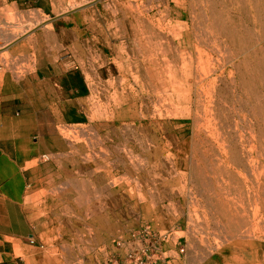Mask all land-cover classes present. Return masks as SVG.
I'll return each mask as SVG.
<instances>
[{"label":"rangeland","instance_id":"374dc122","mask_svg":"<svg viewBox=\"0 0 264 264\" xmlns=\"http://www.w3.org/2000/svg\"><path fill=\"white\" fill-rule=\"evenodd\" d=\"M213 11L233 33L228 50L220 43L227 37L210 25ZM0 17V68L21 75L29 53H72L91 93L86 116L61 130L65 145L47 156L51 170L29 198L39 235L28 250H16L19 264H243L241 247L224 241L208 204L223 183L237 182L241 192L225 188L223 196L251 219L256 197H264L257 193V182L264 181V146L257 137V123L264 125V0H0ZM244 61L251 82L234 93L230 76L243 81ZM149 70L160 76L156 86L145 85ZM163 100L178 116L164 110ZM245 102L252 109L261 104L255 115L263 121ZM223 149L229 165L221 164ZM225 166L244 177L227 178Z\"/></svg>","mask_w":264,"mask_h":264},{"label":"crops","instance_id":"0c3cea01","mask_svg":"<svg viewBox=\"0 0 264 264\" xmlns=\"http://www.w3.org/2000/svg\"><path fill=\"white\" fill-rule=\"evenodd\" d=\"M23 63L21 75L0 68V264H19L16 250L39 235L27 203L51 170L43 156L61 153V130L86 116L91 95L72 53H29Z\"/></svg>","mask_w":264,"mask_h":264},{"label":"bare ground","instance_id":"6f19581e","mask_svg":"<svg viewBox=\"0 0 264 264\" xmlns=\"http://www.w3.org/2000/svg\"><path fill=\"white\" fill-rule=\"evenodd\" d=\"M152 2V1H151ZM173 2V1H172ZM171 2V3H172ZM129 3V2H128ZM131 3V2H130ZM129 3V4H130ZM141 4V3H140ZM132 5H134V4H132ZM143 5V4H142ZM141 5V6H142ZM149 5V4H148ZM145 6V5H144ZM132 7V6H131ZM172 7V6H171ZM136 8V7H135ZM150 8V7H149ZM159 8V7H158ZM137 9V8H136ZM146 9V8H145ZM147 10V9H146ZM173 10V9H172ZM140 15V14H139ZM156 15V14H155ZM180 16V15H179ZM153 17V16H152ZM155 17V16H154ZM153 17V18H154ZM162 17V16H161ZM183 17V16H182ZM191 17V16H190ZM3 18V17H2ZM2 18L0 17V19L2 20ZM168 18V17H167ZM3 19H5V18H3ZM161 19V18H160ZM163 19V18H162ZM207 19V18H206ZM38 21V20H37ZM178 21V20H177ZM210 25H212V27L213 28H215V31L219 34V35H223L224 37H227V40L224 42V44H226V45H224L222 42H220L221 43V45H223L222 47L225 49V50H228V49H230L229 47L231 46V45H233V43H234V40H233V33H232V31H231V29L229 30L228 28H227V26H226V20H225V18L223 17V15L222 14H216L214 11L212 12V14H211V18H210ZM39 23V22H38ZM165 23V22H164ZM167 24H168V22H166ZM178 23V22H177ZM186 23V22H185ZM127 24V23H126ZM180 24H182V23H180ZM184 24V23H183ZM194 24V23H193ZM166 25V24H165ZM128 26V25H127ZM167 26V25H166ZM174 26V25H173ZM166 28V27H165ZM12 30V29H11ZM129 30V29H128ZM124 31V30H123ZM174 30H172V32H173ZM177 32V31H176ZM178 34V33H177ZM197 34V33H196ZM11 37L14 35V34H9ZM135 35V34H134ZM179 35V34H178ZM175 36V35H174ZM15 37V36H14ZM17 38V37H16ZM175 38V37H174ZM206 38V37H205ZM10 39V38H9ZM163 41V40H162ZM161 41V42H162ZM216 42H218V41H216ZM141 43V42H140ZM162 43H164V42H162ZM179 43V42H178ZM180 44V43H179ZM209 44V43H208ZM144 46V45H143ZM156 46H157V44H156ZM161 46H162V44H161ZM216 46V45H215ZM163 47V46H162ZM161 47V48H162ZM139 48V47H138ZM147 48V47H146ZM151 48H152V46H151ZM185 48V47H184ZM217 48V47H216ZM155 49V48H154ZM159 49V48H158ZM214 49V48H213ZM139 50V49H138ZM150 50H152V49H150ZM157 50V49H156ZM162 50H164V49H162ZM161 50V51H162ZM198 51L199 50H201V49H197ZM196 50V51H197ZM209 50H211V49H209ZM145 52V51H144ZM157 52V51H156ZM160 52V51H159ZM152 53V52H151ZM165 53V52H164ZM221 53V52H220ZM219 53V54H220ZM146 54V53H145ZM167 54V53H166ZM185 54V53H184ZM217 54V53H216ZM226 54V53H225ZM141 55V54H140ZM143 55V54H142ZM157 55V54H156ZM155 55V56H156ZM165 55V54H164ZM222 55V54H221ZM189 56V55H188ZM197 56H198V54H197ZM213 56V55H212ZM146 57H148V55H146ZM170 57V56H169ZM224 57V56H223ZM144 58V57H143ZM157 58V57H156ZM186 58V57H185ZM201 58V57H200ZM166 58H164L163 59V61L165 60ZM184 59V58H183ZM199 59V58H198ZM217 59H219V58H217ZM145 60H147V59H145ZM176 60V59H175ZM166 62H168L169 63V61H167V60H165ZM218 61V60H217ZM149 62V61H148ZM151 62V61H150ZM158 62V61H157ZM172 62V61H171ZM187 62V61H186ZM199 62V61H198ZM202 61H200L199 62V64L201 63ZM221 63V62H220ZM151 64V63H150ZM187 64V63H186ZM246 64H247V61H244V66H245V68H246V72H245V74H244V77H243V81H241L240 79H239V83H238V79H236L235 78V80L233 81V82H231V76H230V83H231V86H233L234 88H235V91H234V93H236V89L240 86V84H245L244 85V88L245 87H247V88H249V86H248V83H250L251 82V76H250V71H249V69L246 67ZM156 65H158V63H156ZM177 65V64H176ZM160 66V65H159ZM169 66V65H168ZM168 66H167V68H168ZM199 66V65H198ZM198 66H197V68H198ZM183 67H185V65H183ZM201 67V66H200ZM199 67V68H200ZM203 67H204V65H203ZM154 68V67H153ZM165 68V67H164ZM172 68V67H171ZM187 68V67H186ZM198 68V69H199ZM202 68V67H201ZM200 68V69H201ZM112 69V68H111ZM156 69V68H155ZM163 69V68H162ZM166 69V68H165ZM199 69V71H201L202 72V70H200ZM133 70V69H132ZM137 70V69H136ZM171 71V70H170ZM216 71V70H215ZM163 72V71H162ZM203 72H204V70H203ZM203 72H202V75H204V77H207V75L205 76V74H203ZM147 74L145 75L146 77H145V82H146V86L147 87H153V86H156L155 85V82L158 80V78L160 77H158V73H157V71H155V70H149V71H147L146 72ZM172 73V72H171ZM184 73V72H183ZM206 73V72H205ZM215 74V73H214ZM232 74H233V72H232ZM161 75V74H160ZM166 75V74H165ZM173 75H175V74H170V76H173ZM185 75V74H184ZM111 76V75H110ZM137 76V75H136ZM167 76H169V74H167ZM169 76V78H171ZM197 76V75H196ZM134 77V76H133ZM174 77V76H173ZM172 77V78H173ZM189 77V76H188ZM198 77L200 78V76L198 75ZM197 78V77H196ZM226 78V77H225ZM113 79V78H112ZM163 79V78H162ZM161 79V80H162ZM198 79V78H197ZM134 80V79H133ZM141 80V79H140ZM198 80H202V79H198ZM221 80V79H220ZM227 80V79H226ZM226 80H224V81H226ZM112 81H114V80H112ZM159 81V80H158ZM164 81H165V79H164ZM164 81H162V82H164ZM168 81V80H167ZM171 81V80H170ZM210 81H211V79H210ZM117 82V81H116ZM140 82V81H139ZM235 82V83H234ZM125 83V82H124ZM131 83H133V82H131ZM160 83H161V81H160ZM168 83V82H167ZM172 83H174V80H173V82ZM164 85H165V83H163ZM235 84V85H234ZM140 85V84H139ZM143 85V84H142ZM167 85V84H166ZM226 85V84H225ZM112 86V85H111ZM121 86V85H120ZM144 86V85H143ZM163 86V85H162ZM171 86H174V84L172 85L171 84ZM201 86H203V85H201ZM119 87V86H118ZM130 87V86H129ZM132 87H133V85H132ZM135 87V86H134ZM213 87V86H212ZM225 89H227L226 87L224 88V90ZM117 90V89H116ZM164 90H168V89H166V88H164L163 89V92H164ZM201 90V89H200ZM228 90V89H227ZM133 91V90H132ZM136 91V90H135ZM114 92V91H113ZM122 92H124V90H122ZM134 92V91H133ZM144 93H146V92H144ZM159 93V92H158ZM199 93H201V92H199ZM112 94V93H111ZM149 94V93H148ZM165 94H166V92H165ZM185 94V93H184ZM202 94V93H201ZM160 95V94H159ZM162 95V94H161ZM166 95H168V94H166ZM170 95V94H169ZM113 96H115V94L113 95ZM151 96V95H150ZM158 96V95H157ZM215 96V95H214ZM117 97V96H116ZM116 97H113V98H115V100H116ZM163 96H161V98H162ZM166 97V96H165ZM224 97V96H223ZM226 97V96H225ZM261 98V97H260ZM111 99H112V96H111ZM211 99V98H210ZM238 99L239 100H241L242 98L240 97V96H238ZM150 100V99H149ZM165 100H167V99H165ZM202 100V99H201ZM209 100V99H208ZM213 100V99H212ZM178 101H179V99H178ZM116 102V101H115ZM160 102H162V101H160ZM159 102V103H160ZM168 101H164L163 100V103L162 104H164V110H166V112L167 113H169L170 114V116H171V114H173L174 115V111L175 110H173V113H171V111H170V109H171V107L173 106H171L170 104H168L167 103ZM205 102V101H204ZM173 103V102H172ZM115 105H117L116 103H115ZM218 105V104H217ZM238 105V104H237ZM244 108H247V111L249 112V113H251V114H256L257 113V109H258V107L261 105L260 103H257V107L255 108V109H252L250 106H249V104H248V102H245V103H243V104H241ZM220 106V105H219ZM248 106H249V108H248ZM179 107H181V106H179ZM186 107V106H185ZM155 108V107H154ZM170 108V109H169ZM177 108V107H176ZM175 108V109H176ZM182 108V107H181ZM221 108V107H220ZM243 108V109H244ZM187 109V108H186ZM217 114L219 115L220 113H219V111L221 112V109H219L218 107H217ZM106 112V111H105ZM183 112V111H182ZM185 112H187V111H185ZM185 112H183V113H185ZM214 112V111H213ZM225 112V111H224ZM262 112V111H261ZM107 113V112H106ZM178 113H179V110H178ZM157 114V113H156ZM163 114V113H162ZM182 114V113H181ZM180 114V115H181ZM164 115H165V113H164ZM175 115H177L176 113H175ZM178 116V115H177ZM215 116V115H214ZM231 116V115H230ZM153 117V116H152ZM203 117V116H202ZM255 117L257 118V120H261V121H263L262 119H260V118H258V116H256L255 115ZM167 118V117H166ZM228 118V117H227ZM162 119V118H161ZM177 119V118H176ZM230 119V118H229ZM155 120V119H154ZM217 120V119H216ZM233 120V119H232ZM251 120V119H250ZM187 121V120H186ZM196 122H198V118L195 120ZM253 121V120H252ZM163 122V121H162ZM217 122H218V120H217ZM169 123V122H168ZM120 124V123H119ZM164 124H166V123H164ZM196 124H198V123H196ZM231 124V123H230ZM258 124V134H257V137H258V141L262 144V146H264V125H261L260 124V121H259V123H257ZM185 126V125H184ZM142 127V126H141ZM164 127V126H163ZM200 127V125L197 127V128H199ZM248 127V126H247ZM178 128V127H177ZM174 129V128H173ZM218 129V128H217ZM254 129V128H253ZM140 130V129H139ZM245 130V129H244ZM249 130V129H248ZM110 131V130H109ZM229 131V130H228ZM122 132V131H121ZM141 132H143V131H141ZM182 132V131H181ZM183 132H184V130H183ZM231 132H232V130H231ZM242 132V131H241ZM245 132V131H244ZM249 132V131H248ZM252 132V131H251ZM154 133V132H153ZM166 133V132H165ZM253 133V132H252ZM179 134V133H178ZM251 134V133H250ZM130 135V134H129ZM146 135V134H145ZM148 135V134H147ZM139 136V135H138ZM159 136V135H158ZM183 136V135H182ZM253 136H255V134L254 135H252V139H253ZM110 137H111V135H110ZM129 137V136H128ZM141 137V136H140ZM112 138V137H111ZM131 139V138H130ZM155 139V138H154ZM223 139H224V137H223ZM254 139H256L255 137H254ZM224 140H226V139H224ZM129 141V140H128ZM240 142H241V140H240ZM250 142V141H249ZM119 143V142H118ZM117 143V144H118ZM160 143V142H159ZM102 144V143H101ZM203 144V143H202ZM253 144V143H252ZM158 145V144H157ZM107 147V146H106ZM83 148V147H82ZM141 148V147H140ZM255 148H257V147H255ZM112 150V149H111ZM221 152V164L222 165H224V164H227V165H229L228 163H229V158L227 157V155H228V152L226 151V150H220ZM235 152V151H234ZM245 152V151H244ZM100 153V152H99ZM115 153V152H114ZM117 153V152H116ZM211 153V152H210ZM233 154V157H234V159L236 160V157L237 156H234L236 153H232ZM102 155V154H101ZM93 156V155H92ZM105 156V155H104ZM195 156V155H194ZM96 157V156H95ZM172 157V156H171ZM218 157V156H217ZM94 159V158H93ZM104 159V158H103ZM97 160V159H96ZM96 160H94V161H96ZM100 160V159H99ZM182 160V159H181ZM212 160H213V158H212ZM93 161V162H94ZM117 162V161H116ZM115 162V163H116ZM125 162V161H124ZM183 162V161H182ZM197 162V161H196ZM114 163V165H116ZM178 163V162H177ZM216 163V162H215ZM159 164V163H158ZM198 164V163H197ZM97 165V164H96ZM163 165V164H162ZM226 165V166H227ZM231 165V164H230ZM215 167H216V165H214ZM224 167V168H226L225 169V175H226V177L228 178H230V176H237V177H244L243 176V173L241 172V171H239L238 169H236V168H233V167ZM243 166V165H242ZM183 167V166H182ZM262 167H264V166H261V168ZM97 168V167H96ZM99 168V167H98ZM123 168V167H122ZM214 168V167H213ZM213 168H212V166H211V169H212V171H213ZM116 169V168H115ZM216 169V168H215ZM159 170V169H158ZM262 170H264L263 168H262ZM261 170V171H262ZM157 171V170H156ZM201 171V170H200ZM149 172V171H148ZM204 172V171H203ZM95 173V172H94ZM200 173V172H199ZM117 174V173H116ZM218 174V173H217ZM123 175H125V174H123ZM161 175V174H160ZM180 175V174H179ZM138 176V175H137ZM140 176V175H139ZM162 176V175H161ZM157 177V176H156ZM184 177V176H183ZM89 178V177H88ZM166 178V177H165ZM103 179V178H102ZM147 179V178H146ZM94 180V179H93ZM117 180V179H116ZM115 180V181H116ZM131 180V179H130ZM150 180V179H149ZM161 180V179H160ZM168 180V179H167ZM223 180V179H222ZM109 181V180H108ZM120 181V180H119ZM147 181V180H146ZM110 182V181H109ZM123 182V181H122ZM130 182V181H129ZM182 182V181H181ZM197 182V181H196ZM204 182V181H203ZM202 182V183H203ZM223 182V181H222ZM113 184L114 183V180H113V182L111 181L109 184ZM131 183V182H130ZM130 183H128V184H130ZM206 183V182H205ZM244 184H246L247 182H243ZM116 184V183H115ZM114 184V185H115ZM154 184V183H153ZM68 185V184H67ZM106 185V184H105ZM118 185V184H117ZM183 185V184H182ZM227 184H225V183H223V186H224V188H221V187H219L221 190H222V192H221V194L219 193V192H217V191H215V196H216V194L218 195V197L216 196V198H214V202L212 203H210V204H208L209 205V210H211V211H213L215 214H216V216H217V225H218V228H219V232L221 233V235H222V237H223V239H224V241L226 242H228V239H231L232 241H233V243H232V245H236V246H240L241 248H240V250L242 251L241 252V254H243L244 256H243V258H245L244 259V261L242 262L243 264H258V263H255V262H257V260H258V250L259 249H261L262 247H263V244H262V240L261 239H263L264 238V197L263 198H258V196L256 197V199H257V202H256V206L254 207V210L252 211V218L251 219H249L248 217H246L245 218V215L243 214V215H241V214H239V211L237 210V207L236 206H230L229 205V199H227V198H225L224 196H223V194H224V192H223V190L224 191H226L225 190V188L226 189H228V191L229 190H235V191H240L241 192V188H240V184L239 183H235V184H233V185H229L228 184V186H226ZM248 185V184H247ZM100 186V185H99ZM111 186V185H110ZM153 187H154V185H152ZM233 186V187H232ZM106 187V186H105ZM164 187V186H163ZM181 187V186H180ZM102 188H103V186H102ZM148 188V187H147ZM218 188V187H217ZM104 189V188H103ZM106 189V188H105ZM108 189V188H107ZM126 189V188H125ZM137 189V188H136ZM134 190H135V188H134ZM139 190H140V188H139ZM141 191V190H140ZM167 191V190H166ZM177 191V190H176ZM251 191H253V189H252V187H251ZM75 192V191H74ZM104 192V191H103ZM132 192V191H131ZM138 192V191H137ZM205 192V191H204ZM214 192V191H213ZM179 193V192H178ZM203 193V192H202ZM226 193H227V191H226ZM254 193L256 194V192L254 191ZM257 193H259V194H263L264 195V181L263 182H260V181H258L257 182ZM76 194V193H75ZM169 194V193H168ZM174 194V193H173ZM78 195V194H77ZM163 195V194H162ZM180 195V194H179ZM203 195V194H202ZM227 195V194H226ZM67 196V195H66ZM102 196V195H101ZM113 196H116V195H113ZM141 196H143V194L141 195ZM168 196V195H167ZM196 196V195H195ZM194 197V196H193ZM201 197V196H200ZM228 197V196H227ZM77 198H79L78 196H77ZM84 198V197H83ZM90 198V197H89ZM93 198V197H92ZM169 198V197H168ZM209 198V197H208ZM229 198V197H228ZM166 199V198H165ZM228 200V202L229 203H227V200ZM77 200V199H76ZM82 200V199H81ZM81 200H79V201H81ZM89 200H91V199H89ZM176 200V199H175ZM78 201V200H77ZM76 201V202H77ZM78 201V202H79ZM88 201V200H87ZM167 201V200H166ZM192 201H194V200H192ZM145 202V201H144ZM195 202V201H194ZM90 203V202H89ZM233 203V202H232ZM81 204V203H80ZM86 204V203H85ZM103 204V203H102ZM108 204V203H107ZM110 204V203H109ZM174 204V203H173ZM202 205H203V203H201ZM233 204H235V203H233ZM78 205V204H77ZM82 205V204H81ZM100 206V205H99ZM174 206V205H173ZM195 206H196V204H195ZM207 206V205H206ZM73 207H74V205H73ZM80 207V206H79ZM82 207V206H81ZM80 207V208H81ZM92 207V206H91ZM96 207V206H95ZM145 207V206H144ZM179 207V206H178ZM199 207V206H198ZM107 208V207H106ZM164 208V207H163ZM200 208V207H199ZM205 208V207H204ZM101 209H102V207H101ZM168 209V208H167ZM201 209V208H200ZM116 210V209H115ZM118 210V209H117ZM172 210H174L173 208H172ZM205 210V209H204ZM88 211V210H87ZM143 211V210H142ZM169 211V210H168ZM175 211V210H174ZM194 211H195V209H194ZM208 211V210H207ZM206 211V212H207ZM145 212V211H144ZM209 213H210V211H208ZM102 213V212H101ZM172 213V212H171ZM180 213V212H179ZM212 213V212H211ZM210 213V214H211ZM140 214V213H139ZM175 215V214H174ZM191 215H192V213H191ZM198 215V214H197ZM248 215V214H247ZM88 216V215H87ZM93 216V215H92ZM89 217V216H88ZM183 217V216H182ZM204 217V216H203ZM208 217V216H207ZM213 217H214V215H213ZM188 218V217H187ZM191 219H192V217H190ZM197 218V217H196ZM209 218V217H208ZM178 219V218H177ZM179 220V219H178ZM209 220V219H208ZM198 221H200V220H198ZM210 221V220H209ZM193 221H191V223H192ZM202 222V221H201ZM207 222V221H206ZM216 222V221H215ZM201 224H204V223H201ZM247 225H249V226H251L252 227V229L251 228H249V229H251V232H249V230L244 234V232H242V229L245 227V226H247ZM91 226V225H90ZM127 226V225H126ZM195 226V225H194ZM193 226V227H194ZM208 226H209V224H208ZM214 226H216V225H214ZM203 227H205V226H203ZM207 227V226H206ZM199 228H201V227H199ZM211 228H212V226H211ZM194 229V228H193ZM202 229V228H201ZM206 229V228H205ZM208 229V228H207ZM214 229V228H213ZM245 229V228H244ZM243 229V230H244ZM202 230H204V229H202ZM209 230V229H208ZM247 230V229H246ZM190 231V230H189ZM196 231H199V230H196ZM195 231V232H196ZM195 232L193 233V234H195ZM202 232V231H201ZM212 232V231H211ZM217 232V231H216ZM186 233H187V231H186ZM198 234H199V232H197ZM213 233V232H212ZM214 233H215V231H214ZM218 233V232H217ZM188 234V233H187ZM203 234V233H202ZM196 236V235H195ZM197 237V236H196ZM208 237V236H207ZM194 239V238H193ZM196 239V238H195ZM201 239H203V238H201ZM223 239H221V241H223ZM89 240V239H88ZM191 240H192V238H191ZM198 240H199V238H198ZM197 239H196V241H198ZM193 241H195V240H193ZM193 241H192V243H193ZM92 242V241H91ZM219 242V241H218ZM258 242V243H257ZM105 243V242H104ZM200 243V242H199ZM221 243V242H220ZM219 243V244H220ZM255 243H257L258 244V249H256V252H254L253 251V247L256 245L257 246V244H255ZM190 244V243H189ZM222 244V243H221ZM226 244V243H225ZM69 245V244H68ZM98 245V244H97ZM100 245V244H99ZM191 245V244H190ZM190 245H189V248H190ZM199 245H202V244H199ZM209 245V244H208ZM224 245V244H223ZM223 245H221V246H223ZM106 246V245H105ZM198 246V245H197ZM220 246V247H221ZM63 247V246H62ZM70 247V246H69ZM185 247V246H184ZM202 247H204V246H202ZM209 247V246H208ZM217 247H218V245H217ZM105 248V247H104ZM193 248V247H192ZM75 249H76V247H75ZM82 249V248H81ZM80 249V250H81ZM196 249V248H195ZM248 249H250L249 251H248ZM64 250V249H63ZM204 250V249H203ZM207 250V249H206ZM208 250H209V248H208ZM252 250V251H251ZM70 251V250H69ZM84 251V250H83ZM90 251H91V249H90ZM89 251V252H90ZM195 251V250H194ZM197 251V250H196ZM195 251V252H196ZM210 251H212V249L210 250ZM215 251V250H214ZM226 250H224V252H223V254L225 253L226 254V252H225ZM52 252V251H51ZM68 253V252H67ZM71 253V252H70ZM50 254V253H49ZM69 254V253H68ZM21 255V254H20ZM51 255V254H50ZM209 255H211V253L209 254ZM208 255V256H209ZM47 257V256H46ZM176 257V256H175ZM198 257V256H197ZM236 257H238V258H240L239 256H236ZM250 258H251V260H250ZM254 258V261H252V259ZM183 259V258H182ZM213 259V258H212ZM219 259V258H218ZM205 260V259H204ZM215 260V259H214ZM48 261V260H47ZM218 262V261H217ZM49 263V262H48ZM65 263V262H64ZM63 263V264H64ZM73 263H75V262H73ZM199 263V262H198ZM201 263V262H200ZM259 264H264V256L262 257V260L260 261V263Z\"/></svg>","mask_w":264,"mask_h":264},{"label":"built area","instance_id":"2783aa9c","mask_svg":"<svg viewBox=\"0 0 264 264\" xmlns=\"http://www.w3.org/2000/svg\"><path fill=\"white\" fill-rule=\"evenodd\" d=\"M43 158H44L45 160H48V157H47V156H43Z\"/></svg>","mask_w":264,"mask_h":264}]
</instances>
